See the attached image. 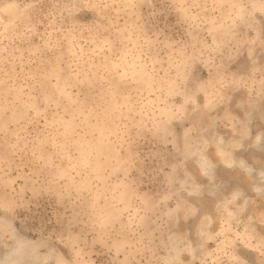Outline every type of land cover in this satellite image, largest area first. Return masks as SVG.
<instances>
[{"label":"rangeland","instance_id":"374dc122","mask_svg":"<svg viewBox=\"0 0 264 264\" xmlns=\"http://www.w3.org/2000/svg\"><path fill=\"white\" fill-rule=\"evenodd\" d=\"M0 264H264V0H0Z\"/></svg>","mask_w":264,"mask_h":264}]
</instances>
